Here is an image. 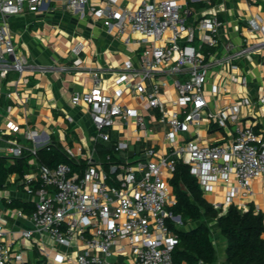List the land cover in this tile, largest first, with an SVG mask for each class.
<instances>
[{
    "label": "built area",
    "instance_id": "built-area-1",
    "mask_svg": "<svg viewBox=\"0 0 264 264\" xmlns=\"http://www.w3.org/2000/svg\"><path fill=\"white\" fill-rule=\"evenodd\" d=\"M53 2L79 10L82 16L87 8L106 26L115 24L122 31L127 17L143 49L136 65L128 62L122 68L114 92H106L101 73L93 71L92 88L73 95L72 104L87 106L93 123L89 148L79 145L75 150L63 142L72 136L70 128L57 143L25 128L24 138L33 144L22 143L16 136L22 128L11 116L12 106L8 115L0 112V138L8 153L21 158L29 152L36 165L23 178L34 209L32 228L23 229L22 238L34 240L46 234L54 242L49 248L37 242L46 264H174L179 236L172 224L183 226L181 216L170 209L177 202L170 180L178 163L190 167L205 194L217 193L218 184H225L224 200L213 202L223 214L232 205L247 211L256 194L253 182L264 183V84L256 101L243 96L218 110L210 108L206 94L215 69L230 72L234 82L237 61L264 48V23L260 16L248 19L249 31L257 39L238 45L223 41L216 14L190 22L192 4L212 6L213 0L143 2L134 12L123 14L114 9V0H0V98L17 96L24 105L28 98H22L20 91L29 82L26 72L47 71L16 46L11 19L27 11L40 12ZM84 46L77 42L72 48L78 68ZM11 73L16 77L9 81ZM164 75L172 77L170 86L177 91L170 102L163 94L169 87ZM242 85L248 86L245 75ZM212 90L217 98L231 93L226 85H213ZM128 97L136 103L130 104ZM245 107L250 108L246 115ZM66 120L75 121L68 113ZM204 120L228 131L229 139L203 143L186 138L197 133ZM155 124L158 128L151 127ZM159 133L161 146L149 141L151 134ZM133 142L144 144L143 150L131 151ZM46 147H60L75 167L42 163L38 153ZM15 245L16 238L7 237L0 221V264L23 262Z\"/></svg>",
    "mask_w": 264,
    "mask_h": 264
},
{
    "label": "crops",
    "instance_id": "crops-1",
    "mask_svg": "<svg viewBox=\"0 0 264 264\" xmlns=\"http://www.w3.org/2000/svg\"><path fill=\"white\" fill-rule=\"evenodd\" d=\"M157 0H114V9L120 13L134 12L143 3H152ZM216 14L221 21V37L224 42L231 41L241 45L254 42L257 36L249 31L247 20L254 15L260 16L264 23V0H213L212 6L203 4L191 5L190 22H195L201 16ZM124 30H120L115 24L106 26L103 18L91 15L85 9V15L81 11H75L62 2H53L45 6L40 12H25L11 19V27L16 46L25 53L35 64L43 66L47 71L30 70L26 72L29 82L22 84L20 96L28 98L22 105L20 99L14 96L7 99L0 98V112L8 115L7 108L12 106L11 116L22 128V132L16 135L22 143L32 145V141L24 138L25 128H30L43 133L52 142H59L65 137V132L70 128L68 141H63L71 148L77 150L79 145L91 147V137L94 135V127L87 106H74L72 97L75 93H83L93 86L92 72L101 73L102 82L107 88L106 92H114L117 88L116 79L122 68L128 63L137 64L143 46L139 41V35L131 31L129 19L124 18ZM77 42L84 43L81 53L82 65L80 68L74 65L75 56L72 48ZM221 53L220 48L215 54ZM239 69L235 70L236 80L231 82V73L225 70L215 69L209 77L206 86L207 99L210 108L220 109L228 103L235 102L243 96H249L256 101L258 93L264 84V48L256 54L249 55L237 61ZM67 67V68H65ZM247 76L248 86L242 85L243 77ZM16 74L8 75L12 80ZM163 79L169 84L163 88L166 102L177 97V91L171 87L172 77L164 75ZM213 85H226L231 88V93L217 97L213 95ZM123 87V86H122ZM129 103L136 102L129 98ZM250 108H243V114L249 113ZM208 109L204 111L207 113ZM74 116V123L69 124L66 114ZM151 127H157L158 124ZM15 136V137H16ZM11 136L10 138H13ZM162 133L151 134L150 142L161 146ZM186 138L198 140L203 143L224 142L229 139L226 130L211 125L204 120L197 133H190ZM184 140V139H183ZM62 141V140H61ZM62 142V143H63ZM131 151H141L144 144L133 142ZM0 156L13 160L7 151V143L0 138ZM32 158L28 160V173L36 169ZM25 173V174H26ZM19 173H13L7 184L0 189V221L4 223L7 237H15L16 250L23 255V262L15 264H46L39 252L38 241H42L46 247L54 245V242L46 235H37L34 240L22 238L21 231L32 228L30 215L32 209H27L23 203L33 202L26 192V186ZM217 193H206L205 197L212 201L224 200L225 184L219 183ZM255 196L254 203L264 213V183L262 179L253 182ZM23 205H14V202ZM34 208V207H33ZM16 251V253H17ZM116 258H113L115 260Z\"/></svg>",
    "mask_w": 264,
    "mask_h": 264
},
{
    "label": "trees",
    "instance_id": "trees-1",
    "mask_svg": "<svg viewBox=\"0 0 264 264\" xmlns=\"http://www.w3.org/2000/svg\"><path fill=\"white\" fill-rule=\"evenodd\" d=\"M38 157L42 163L51 167L60 163L75 167V163L60 147L42 148ZM29 158V152L13 160L0 156V189L7 184L13 173H19L22 177L25 175L29 168ZM170 185L177 201L170 209L183 220L182 227L172 224L179 236V243L173 251L174 264L218 263L210 222L215 223L226 239V254L222 264H264V213L257 210L254 202H249L247 211L232 205L223 214L205 197L203 186L191 173L190 167L183 162L178 163ZM23 204L33 211L32 203ZM23 204L14 202L17 206Z\"/></svg>",
    "mask_w": 264,
    "mask_h": 264
},
{
    "label": "rangeland",
    "instance_id": "rangeland-1",
    "mask_svg": "<svg viewBox=\"0 0 264 264\" xmlns=\"http://www.w3.org/2000/svg\"><path fill=\"white\" fill-rule=\"evenodd\" d=\"M210 226L213 231V239L217 247V255L219 261L217 264H222L225 259V248H226V239L222 236L220 230L216 227L214 222H210Z\"/></svg>",
    "mask_w": 264,
    "mask_h": 264
}]
</instances>
